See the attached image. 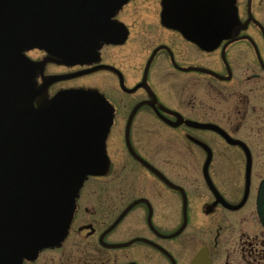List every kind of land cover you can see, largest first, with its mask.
<instances>
[{"label":"flooded vegetation","instance_id":"flooded-vegetation-1","mask_svg":"<svg viewBox=\"0 0 264 264\" xmlns=\"http://www.w3.org/2000/svg\"><path fill=\"white\" fill-rule=\"evenodd\" d=\"M200 9L198 0H122L110 15L106 38L85 61L66 62L38 47L18 51L24 75L15 77L27 86L30 72L37 90L32 103L40 110L51 107L61 93L89 86L69 82L98 71L110 73L121 92L113 96L101 90L109 120L102 154L93 160L99 170L83 175L60 237L20 264H264V226L255 206L261 178L252 172L264 164V151L257 155L238 129L223 126L213 107L195 109L209 104L196 95L199 87L212 96L221 93L217 84L233 79L228 49L234 43L252 48L264 71L255 37L246 32L248 24L264 38L250 19L235 34L211 38L207 51L218 50V64H211L207 52L209 62L203 63L208 43L198 24ZM135 54L140 61L127 70V56ZM12 62L5 57L9 68L4 67V74L11 73ZM10 73L6 75L12 77ZM162 128L169 133L168 143L157 145L154 135L162 134ZM129 164L134 196L125 201L119 185L111 198L108 178ZM132 239L137 240L117 246ZM65 247L70 248L67 255L61 254ZM127 248L131 256H123Z\"/></svg>","mask_w":264,"mask_h":264},{"label":"water","instance_id":"water-1","mask_svg":"<svg viewBox=\"0 0 264 264\" xmlns=\"http://www.w3.org/2000/svg\"><path fill=\"white\" fill-rule=\"evenodd\" d=\"M121 2L0 0V83H21L16 79L24 75L17 62L21 48L38 47L66 62L87 60L98 41L106 38L110 15ZM198 3L202 41L205 37L218 40L228 36L218 32L223 24L218 16L223 17L224 6L236 28L230 35L244 27L236 19L232 0ZM246 11L264 38L263 27L251 15L250 0ZM209 24L215 25L211 33ZM9 56L15 65L12 62L11 73L6 70L4 74V67L9 68L4 60ZM30 78L28 71L25 95L19 98L26 101L25 106L19 102L6 109L0 94V264H20L23 257L32 258L39 248L57 241L83 175L99 170L93 160L100 159L109 120L103 97L94 91L64 92L51 107L35 108L32 99L37 90ZM225 137L228 142H238ZM127 146L131 151L128 141ZM137 201L131 202L112 225ZM255 204L264 226V176L258 184Z\"/></svg>","mask_w":264,"mask_h":264},{"label":"rangeland","instance_id":"rangeland-1","mask_svg":"<svg viewBox=\"0 0 264 264\" xmlns=\"http://www.w3.org/2000/svg\"><path fill=\"white\" fill-rule=\"evenodd\" d=\"M232 6H234L236 11V19L238 21L240 20L239 23L244 21V19H246V0H232ZM251 12L264 28V0H252ZM126 18V21L128 22L132 20L131 16L130 18L126 16ZM218 18H220L223 23L220 27H218L219 34L230 35L235 31V25L232 22L230 14L227 13L226 6L223 7V17L221 18L218 16ZM209 27V33L213 32L215 25L209 24ZM246 32L255 37L261 56L264 59V42L258 28L253 24H248ZM210 42L211 39H206V37L203 40V43H208L203 46V63L209 62L208 60L212 59L213 63L211 62V64L217 65L216 53H218V50H214V53H212V51H207V46ZM111 50L112 52H115L116 48H112ZM120 52L121 50L118 51V53ZM205 52L210 55L208 57L209 59L205 57L208 56ZM228 57L233 68V79L226 83H216V86L219 87L221 93H213L212 96H210L211 91L207 93L206 89L199 87L196 95L201 98L203 97L202 99H205V102L207 101L209 104H196L195 109L200 110L199 112H205L211 111L207 109V107H213V112H217L215 114L218 115L219 122L226 128L238 129L237 134L245 139L258 155L260 151H264V71L257 65L253 49L244 45L243 42L231 45L228 49ZM139 61L140 59L138 55H128L126 59V69L131 70V67L137 65ZM252 73H258L259 76L255 79L251 78L250 75ZM81 83L89 84V86L81 88V90L94 91L100 94L101 90L105 92L107 90L109 95L121 96V92L119 91L114 77L105 71H98L82 79L69 82V84L76 85ZM24 87V82L20 84L17 83L15 85H12L7 81L0 83V94L2 96L1 102L3 101V105L6 109L17 105L19 102L22 103V107L26 105V101H21V99L19 100L20 96L25 95ZM101 95L103 96V93ZM217 95H219L218 98ZM6 99H8V102H5ZM162 130V134L160 132L155 133L154 135L155 144L157 145H164L168 143L169 133L163 128ZM132 170L134 169L130 167V164L124 169H114V172L108 178L110 183L107 184V191L109 192V196L111 198H115L117 193L116 190L119 185L123 187V199L125 201L134 196L135 193L132 189L134 174ZM252 172L257 180L262 178L264 175V164L261 167H254ZM134 212L136 211L133 210L129 213V215H127L124 224L122 223L120 227L123 229L127 227V225L125 227V222L130 220ZM201 223L209 224V221L206 219L205 222V219H203ZM69 249V247H65L61 254L67 255V251ZM131 252L132 249L127 248L123 250V256H131Z\"/></svg>","mask_w":264,"mask_h":264}]
</instances>
